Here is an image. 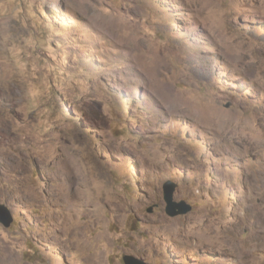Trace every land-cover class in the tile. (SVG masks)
I'll list each match as a JSON object with an SVG mask.
<instances>
[{"label":"rangeland","instance_id":"1","mask_svg":"<svg viewBox=\"0 0 264 264\" xmlns=\"http://www.w3.org/2000/svg\"><path fill=\"white\" fill-rule=\"evenodd\" d=\"M0 203V264H264V0H0Z\"/></svg>","mask_w":264,"mask_h":264},{"label":"water","instance_id":"2","mask_svg":"<svg viewBox=\"0 0 264 264\" xmlns=\"http://www.w3.org/2000/svg\"><path fill=\"white\" fill-rule=\"evenodd\" d=\"M177 184L168 181L164 185V199L167 203V212L170 215H178L181 213H186L190 210V205L186 202L182 201L181 203H177L174 201V192ZM177 207H179L177 209ZM13 221V216L11 214L10 209L3 203H0V222L3 223L5 226H9ZM124 260L126 264H151L146 262L144 259L139 257L126 254L124 256Z\"/></svg>","mask_w":264,"mask_h":264}]
</instances>
